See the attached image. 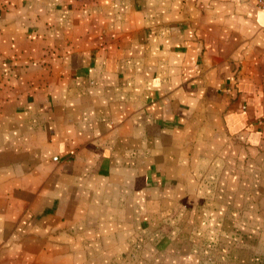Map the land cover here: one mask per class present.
I'll list each match as a JSON object with an SVG mask.
<instances>
[{
	"label": "crops",
	"instance_id": "crops-1",
	"mask_svg": "<svg viewBox=\"0 0 264 264\" xmlns=\"http://www.w3.org/2000/svg\"><path fill=\"white\" fill-rule=\"evenodd\" d=\"M0 264H264V10L0 0Z\"/></svg>",
	"mask_w": 264,
	"mask_h": 264
},
{
	"label": "built area",
	"instance_id": "built-area-1",
	"mask_svg": "<svg viewBox=\"0 0 264 264\" xmlns=\"http://www.w3.org/2000/svg\"><path fill=\"white\" fill-rule=\"evenodd\" d=\"M254 1L259 9L264 10V0H254Z\"/></svg>",
	"mask_w": 264,
	"mask_h": 264
}]
</instances>
